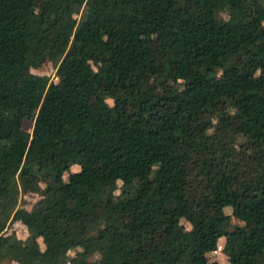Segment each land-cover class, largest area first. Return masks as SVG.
Returning <instances> with one entry per match:
<instances>
[{
  "label": "trees",
  "instance_id": "obj_1",
  "mask_svg": "<svg viewBox=\"0 0 264 264\" xmlns=\"http://www.w3.org/2000/svg\"><path fill=\"white\" fill-rule=\"evenodd\" d=\"M221 237L264 264V0H0V261L220 264Z\"/></svg>",
  "mask_w": 264,
  "mask_h": 264
},
{
  "label": "rangeland",
  "instance_id": "obj_2",
  "mask_svg": "<svg viewBox=\"0 0 264 264\" xmlns=\"http://www.w3.org/2000/svg\"><path fill=\"white\" fill-rule=\"evenodd\" d=\"M141 10L144 13H148V14H152L154 12L152 7H148L146 5H142ZM220 15L222 17H226V13H224V12H221ZM78 16H79V13L73 14L74 21L78 18ZM30 71H32L33 73H37V74H45L52 81L57 80V78L55 76V66L49 61L44 62L39 68H30ZM106 100L108 103H111V100L109 98H107ZM34 120H35V118L23 119L22 124H21L22 128L26 131H30L32 123ZM70 169L76 170V169H78V166L77 165H71ZM63 178L64 179L66 178V173L63 174ZM119 184H120V182L117 181L116 182L117 187L114 190V192H118ZM38 197H39V195L36 192H31V191L22 192V191H20L18 194L17 206L20 208H29L30 205ZM224 211L226 213H230L229 208H225ZM179 222L182 225V227L185 229L189 228V226H190L189 223L182 216H179ZM230 224L231 225H243L244 224V225L252 226L254 224V219L249 217L247 220H240V219L230 215ZM99 230H100V228H99ZM11 232L13 234H15L16 237H19V238H24L27 235V231H26L25 226L19 221H13V222H9L7 224V226L5 228V233H11ZM222 240H223V237L218 238L217 242H216V248L214 250L206 253V257L209 261L214 260L220 264L225 263L226 256L221 251ZM40 247H42L41 243H40ZM78 249H79V247L69 249L67 251V254L72 255L75 252V250H78ZM94 257H96V254H91V255L86 256L87 259H93ZM0 264H17V263L15 261L4 259V260L0 261Z\"/></svg>",
  "mask_w": 264,
  "mask_h": 264
}]
</instances>
